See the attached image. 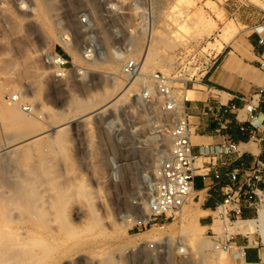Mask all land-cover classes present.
Instances as JSON below:
<instances>
[{
  "label": "rangeland",
  "instance_id": "obj_1",
  "mask_svg": "<svg viewBox=\"0 0 264 264\" xmlns=\"http://www.w3.org/2000/svg\"><path fill=\"white\" fill-rule=\"evenodd\" d=\"M262 9L264 0H0V106L18 103L30 121L19 132L0 120V161L20 158L0 166V182L8 188L31 166L47 208L45 222L18 227L29 233L17 253L2 255V264H240L233 244L226 253L215 244L241 235L264 252V217L237 233L228 227L243 218L215 210L201 230L190 219L199 221L191 195L182 216L163 226L134 225L169 152L173 117L160 102L139 98L144 84L151 87L147 75L161 71L178 96L188 88L198 98L212 43L227 25L232 39ZM138 22L152 33L146 77L125 91L131 76L122 66L140 60L147 44ZM53 53L69 61L60 76ZM263 207L264 190L258 212ZM124 214L134 218L124 222Z\"/></svg>",
  "mask_w": 264,
  "mask_h": 264
},
{
  "label": "crops",
  "instance_id": "obj_2",
  "mask_svg": "<svg viewBox=\"0 0 264 264\" xmlns=\"http://www.w3.org/2000/svg\"><path fill=\"white\" fill-rule=\"evenodd\" d=\"M252 17L255 19L244 21V28L212 56L197 82L199 97L184 103L195 137L191 140L195 150L199 145L216 144L224 139L240 147V154L234 155L232 162V167L238 169L235 180L224 174L214 178L201 168L195 169L191 202L202 211L199 223L204 226L211 225V213L229 188L238 191L240 200L228 208V215L252 219L258 214L256 197L248 200L243 185L255 160L264 162V90H261L264 88V11L259 10ZM208 106H213L215 111L209 112ZM256 187L264 190V176ZM214 237L221 239L219 235ZM231 244L234 245L232 256L238 254L240 264H259L263 259L261 249L245 235L230 236Z\"/></svg>",
  "mask_w": 264,
  "mask_h": 264
},
{
  "label": "built area",
  "instance_id": "obj_3",
  "mask_svg": "<svg viewBox=\"0 0 264 264\" xmlns=\"http://www.w3.org/2000/svg\"><path fill=\"white\" fill-rule=\"evenodd\" d=\"M246 1L249 3V0ZM262 10L264 11V9ZM259 42H263V39L259 38ZM50 59L57 70V75L60 76L67 70L69 61L63 55L53 53ZM136 66L137 62L133 58L125 61L122 66L124 75L131 76ZM147 78H149L151 87L143 86L139 98L145 102L148 100L160 102L161 110L173 117L171 123L168 124L169 152L159 161L154 183L145 201L143 218L134 224L143 227L163 226L166 221L174 218L180 212L192 193L195 169L198 167L195 166L197 160L202 159L201 166L198 167L202 169V172L211 173L214 178H219L224 174L230 180H235L238 169L232 167L233 156L240 154L239 145L228 139L216 144L199 145L195 150L190 139L191 128L188 114L184 110V103L190 99L186 98L185 93L178 96L173 90L171 77L161 71L155 70L149 76L147 75ZM11 99L15 100L17 97L12 96ZM207 110L211 113L215 111L213 106H208ZM263 176L264 162L261 159H256L249 174L243 180V185L246 187L244 192L246 198L251 200L255 196L257 205L261 200L263 190L257 188L256 183L261 181ZM239 200L238 191L229 188L226 190L222 202L216 205L215 210L219 215H226L228 208L233 204H238ZM235 213H239L238 208ZM149 246L152 247V244ZM215 248L227 251L229 237L224 242L215 244ZM160 250L162 249H158V252Z\"/></svg>",
  "mask_w": 264,
  "mask_h": 264
},
{
  "label": "bare ground",
  "instance_id": "obj_4",
  "mask_svg": "<svg viewBox=\"0 0 264 264\" xmlns=\"http://www.w3.org/2000/svg\"><path fill=\"white\" fill-rule=\"evenodd\" d=\"M108 7L111 8L115 6L113 4H108ZM140 23L141 22H138V26L136 25L135 28L140 33L143 32L147 33V44L140 60H136L137 66L124 87L125 91H127L134 82L137 81L139 82L142 80L141 83L143 84L144 82L143 78L144 76L146 77L145 67L147 64L146 58L149 49L148 41L152 36V33H150L151 29L148 30L149 27H144ZM229 30H230V26L227 25L224 31L220 34V38L216 39L215 42L212 43L213 49H215L214 50L215 54L220 51L224 43L228 42L231 39L232 36H230ZM60 41H62V43L65 45L67 44L63 40V38H60ZM126 48H128V46ZM88 51L89 49L84 50L85 56H89ZM118 52L119 51L117 52L114 51L113 53L118 57L120 55ZM145 85L147 84H144L143 86ZM185 96L187 99L192 100L194 98V91L188 88L185 89ZM17 104L10 103L9 106L7 107L0 106V120L6 128H10L12 130H16L20 132L23 129H25L26 126H29L30 121L22 117L20 111L17 108ZM193 138L195 137L194 135L191 134L190 139L193 140ZM37 145H41V143H38ZM19 159L20 158L18 157H14L11 159L7 158L5 160H1L0 166L3 167H5V165L9 166L10 165L9 163L12 164L18 162ZM113 168L114 167L112 166L111 169L113 170ZM45 171L46 168H44L43 166H39L40 173ZM33 174H34V170L31 166H29L25 168L22 174H20L15 179L13 178L8 183V188H2L1 183L3 182L2 181L0 182V264H2L1 257L3 254L12 251L13 253L14 252L17 253V249L20 247V245L24 241V238H26L29 233V230L27 228H25L24 230L22 229V231H17L19 230L18 227H21L25 223L34 224L37 221L45 222L47 220L46 218L47 208L45 206V202L42 195L37 191V185H36L37 176H34ZM153 183L154 181L148 184L150 189L152 188ZM197 213L199 215L202 213V211L197 210ZM178 215L182 216L183 214L180 211L178 212ZM188 216L190 217V215ZM123 217H124L123 219L124 222H128L130 219L134 218L132 214H124ZM223 217L219 221L223 223L224 220L222 228H227L225 221L226 217L224 218ZM263 217H264V207L259 210L258 218L235 220L232 226L228 227V230L232 232L249 231L250 229L249 224H254L258 220H262ZM137 218L138 219H136L135 221H138L143 217H137ZM190 219L195 220L194 225L196 224L199 229L202 230L203 228L206 227L204 226V224L202 225L199 223V221L196 220L197 219L196 216L193 217L191 216ZM221 223L220 225H222ZM199 229L197 230V232L200 231ZM260 230L264 238V227H262ZM44 240H46V238H44ZM177 244L178 245L176 246L178 247L179 251L184 250V248L179 244V242ZM220 252L226 253L225 250H220ZM262 258H264V252H262Z\"/></svg>",
  "mask_w": 264,
  "mask_h": 264
}]
</instances>
